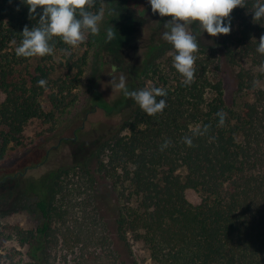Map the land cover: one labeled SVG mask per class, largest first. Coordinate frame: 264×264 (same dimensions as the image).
I'll return each instance as SVG.
<instances>
[{"label": "trees", "instance_id": "16d2710c", "mask_svg": "<svg viewBox=\"0 0 264 264\" xmlns=\"http://www.w3.org/2000/svg\"><path fill=\"white\" fill-rule=\"evenodd\" d=\"M254 3L233 10L229 35L193 25L199 51L190 86L171 60L143 66L140 89L167 90L162 114L148 116L126 97L119 106L94 100L119 123L85 159L27 179L21 205L0 206V264H138L131 240L151 264H264V56L256 51L264 20L253 22ZM37 23L21 0H0V163L24 149L29 124L39 137L76 105L95 50L89 34L75 49L54 38V55L18 58L20 33ZM165 49L172 51L154 57ZM197 125L211 128L188 147L182 138Z\"/></svg>", "mask_w": 264, "mask_h": 264}, {"label": "rangeland", "instance_id": "374dc122", "mask_svg": "<svg viewBox=\"0 0 264 264\" xmlns=\"http://www.w3.org/2000/svg\"><path fill=\"white\" fill-rule=\"evenodd\" d=\"M103 4L104 20L100 34L94 36L95 50L89 54L83 78L76 89V105L68 113L58 115L52 130L39 137L36 136V123L29 124L23 133L24 149L0 163V178L7 174L6 179H10L0 188V206L6 204L7 210L21 205V191L27 179H36L48 171L85 159L116 127L121 116L107 114L94 105L98 97L110 105L123 102V94L113 92L110 86L111 76L118 79L119 75H125L129 90H138L143 66L154 63L168 66L167 60H171L172 66L170 50L165 49L154 57L157 49L170 45L162 39L163 24L168 17L153 14L148 0H104ZM111 25L116 30V39L107 42L106 29ZM16 171L21 173L16 176ZM188 197L195 202L194 194ZM131 246L138 264H151L142 244L131 240Z\"/></svg>", "mask_w": 264, "mask_h": 264}, {"label": "clouds", "instance_id": "9594fccd", "mask_svg": "<svg viewBox=\"0 0 264 264\" xmlns=\"http://www.w3.org/2000/svg\"><path fill=\"white\" fill-rule=\"evenodd\" d=\"M28 7L30 19H37L38 23L29 28L27 25L20 33L22 39L15 47L18 58H33L52 56L56 51V40L59 38L65 45L75 49L87 40V36H98L100 26L104 20L105 6L102 3L97 11H93L97 0H21ZM153 14L168 17L163 24L162 39L171 45L172 67L182 77L181 83L190 86L196 79L195 55L199 51L197 36L192 32L195 26L202 32L215 38L229 35L232 31L231 13L237 7L245 8L246 0H148ZM41 9L40 13L37 9ZM19 10V9H17ZM253 22L264 20V2L255 0L251 12ZM116 39L114 26L106 29V41ZM15 43V41H13ZM65 55H71L69 48L60 50ZM256 51L264 56V34L258 41ZM264 73V62L258 69ZM110 86L113 92H121L124 97L134 101L148 116L162 114L167 107V90L163 87H145L129 90L125 75L118 79L111 76ZM46 81H38L39 86L46 85ZM160 99H157V98ZM219 118L217 127L225 123L226 114L221 110L216 113ZM211 125H197L191 135L182 138L188 147H195L193 139L208 135ZM165 141L161 151L170 145Z\"/></svg>", "mask_w": 264, "mask_h": 264}]
</instances>
